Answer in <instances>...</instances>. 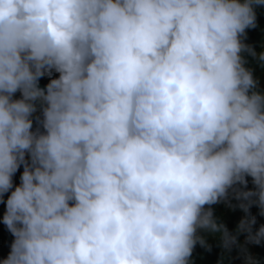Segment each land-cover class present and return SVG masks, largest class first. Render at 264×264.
<instances>
[{
	"label": "clouds",
	"instance_id": "1",
	"mask_svg": "<svg viewBox=\"0 0 264 264\" xmlns=\"http://www.w3.org/2000/svg\"><path fill=\"white\" fill-rule=\"evenodd\" d=\"M255 6L0 0V203L14 238L0 264H190L197 244L210 250L199 230L256 264L238 236L259 245L264 225L253 233L246 216L233 235L205 207L232 190L264 216V92L242 56H257L243 43ZM246 177L255 191L235 187Z\"/></svg>",
	"mask_w": 264,
	"mask_h": 264
},
{
	"label": "trees",
	"instance_id": "2",
	"mask_svg": "<svg viewBox=\"0 0 264 264\" xmlns=\"http://www.w3.org/2000/svg\"><path fill=\"white\" fill-rule=\"evenodd\" d=\"M240 2H243V0H240ZM254 11L256 13V27L255 28H249L246 29V38L243 39V43L250 46L254 52L257 54V60L262 65V71L264 76V62H261L258 59V56L261 52H264V6H255ZM243 58L245 59V67L252 70V63H253V56L250 55L247 52L242 53ZM52 78H58V73L53 72ZM49 82V77L45 76L42 77L39 80V86L41 88L45 87L47 83ZM259 91L264 92L263 89L258 88ZM21 93L18 91L14 94L13 99H20ZM40 116V111L38 107L37 113L34 114V123H33V130H35L38 127L37 122L35 121V117ZM27 159V157H26ZM23 172V166L17 171V173L13 177V183L14 186L19 185L20 183V175ZM247 179V187L244 188L241 185H236L235 187L241 191H255V186L252 182L251 177H246ZM235 194L232 192V190H229L228 197H234ZM4 199H7V195H5ZM245 202V201H243ZM220 205V207L223 209L225 208V204H223L221 201L217 203ZM256 205H253L250 207L249 212L245 215L248 218H251L254 216L256 218V224L253 225V233L259 229L261 225H264V218L260 217L258 215V212H256ZM238 206L235 204H232L231 211H229L227 215L226 220V227L229 230L230 233L233 235L236 234V228L240 222V218L237 214ZM5 212V204L0 203V262L5 259L9 252H10V245L13 241L12 235L7 230V227L2 223L3 214ZM247 233L242 232L238 236V243L243 246V240L247 242ZM207 244L210 246V250L205 247H201L199 244L195 246L193 249L192 256L190 258V264H232L231 262H228L227 259H243V255L241 254L240 249L233 247L230 252L225 251L222 247L219 246L220 241L217 237L214 239L207 241ZM251 244V243H250ZM253 246V249L257 256L264 259V241H262L259 245L257 244H251Z\"/></svg>",
	"mask_w": 264,
	"mask_h": 264
},
{
	"label": "rangeland",
	"instance_id": "3",
	"mask_svg": "<svg viewBox=\"0 0 264 264\" xmlns=\"http://www.w3.org/2000/svg\"><path fill=\"white\" fill-rule=\"evenodd\" d=\"M251 72L253 74V78L258 81L257 87L264 90V76H263V71H262V65L257 60V56L255 57L253 56ZM221 202L225 204V208L223 209L220 207L219 204L205 206L206 208L211 207L214 218L216 219L218 223H222L226 226L227 215L229 211H231L232 204H235L238 206L237 214L240 218V221L246 217L245 212L239 208V204L244 203L242 200H237L234 196V197H227L226 199L221 200ZM255 210L256 212H258V215L261 218L262 217L264 218V216L260 215L259 207L256 206ZM198 235L203 236L206 239V241H210L216 237L215 235L205 232L203 230H199ZM242 242L244 244V249H246L247 251V255L251 256L252 260L255 261L256 264H264V259L257 256V254L255 253L253 249V246L250 243L246 242L245 240H243ZM227 260L228 262L232 261V264H244V257L243 259L233 258L232 260L231 259H227Z\"/></svg>",
	"mask_w": 264,
	"mask_h": 264
}]
</instances>
